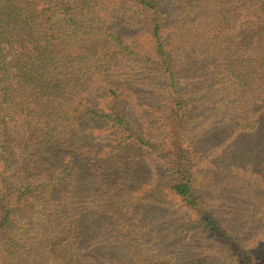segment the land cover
Wrapping results in <instances>:
<instances>
[{
	"label": "trees",
	"instance_id": "1",
	"mask_svg": "<svg viewBox=\"0 0 264 264\" xmlns=\"http://www.w3.org/2000/svg\"><path fill=\"white\" fill-rule=\"evenodd\" d=\"M105 6L106 0H0V264H108L99 255L101 248L91 241L93 230L84 232L78 224L82 215L72 211L62 187V180L75 170L74 161L52 164L53 157L68 144L84 139L88 119L115 126L119 146L132 145L148 156L163 155L170 149L143 138L130 118L119 111L117 103L128 90L121 77L108 82L103 90L110 100L109 110H93L83 98L96 77L113 75L121 64L139 57L115 29V23L124 19L119 16L118 20L116 7H120L118 13L134 11L151 45V53L141 58L160 73L174 77L170 48L180 39V27H189L188 32L194 34L193 15L200 10L216 21L215 33L209 35L215 45L213 55L222 52L218 41L228 43L231 29L235 30L234 44L225 47L235 45V63L251 70L250 79L253 75L264 79V0H180V25L177 19L169 22L165 0H117L115 11L108 15H104ZM191 18L194 20L189 21ZM200 53L212 56L204 49ZM172 91L174 97L166 105L165 115L171 125L170 144L176 145L166 165L172 173L169 192L190 211L201 232L227 250L235 264L252 263L197 192L195 152L184 147L181 134L188 101ZM10 170L23 175L21 184L1 190Z\"/></svg>",
	"mask_w": 264,
	"mask_h": 264
},
{
	"label": "rangeland",
	"instance_id": "2",
	"mask_svg": "<svg viewBox=\"0 0 264 264\" xmlns=\"http://www.w3.org/2000/svg\"><path fill=\"white\" fill-rule=\"evenodd\" d=\"M165 1L169 22L177 19L180 25V0ZM116 3L106 0L104 15L115 11ZM119 8L115 15L124 19L115 23V29L139 57L121 64L113 75L96 77L83 98L93 110H109L110 100L103 90L108 82L121 77L128 90L117 103L119 111L130 118L143 138L170 149L163 155L148 156L132 145L119 146L115 126L88 119L84 139L79 138L77 144L72 141L52 161L57 165L68 160L75 163L62 187L72 211L82 215L78 224L84 232L93 230L91 241L101 248L99 255L108 264H235L227 250L202 233L190 211L169 192L172 173L166 165L176 145L170 144L171 125L165 115L175 89L188 101L181 134L184 147L195 152L194 181L201 200L237 239L252 262L246 264H264V79L259 75L250 79L251 70L235 63V45L225 47L234 44L235 30L231 29L228 43L218 41L222 52L213 55L215 45L209 35L215 33L216 21L200 10L193 15L194 34L188 32L189 27H180V39L170 48L174 77L160 73L141 58L151 53V45L134 11L118 13ZM197 35L199 39H195ZM200 49L212 56H201ZM95 167L99 171H91ZM11 170L5 174L1 190L21 184L23 175ZM81 201V206L75 204Z\"/></svg>",
	"mask_w": 264,
	"mask_h": 264
}]
</instances>
